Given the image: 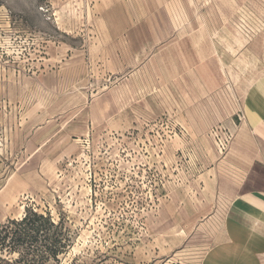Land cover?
<instances>
[{"label": "rangeland", "instance_id": "374dc122", "mask_svg": "<svg viewBox=\"0 0 264 264\" xmlns=\"http://www.w3.org/2000/svg\"><path fill=\"white\" fill-rule=\"evenodd\" d=\"M263 39L264 0H0V264L27 214L72 241L27 264H201Z\"/></svg>", "mask_w": 264, "mask_h": 264}, {"label": "crops", "instance_id": "0c3cea01", "mask_svg": "<svg viewBox=\"0 0 264 264\" xmlns=\"http://www.w3.org/2000/svg\"><path fill=\"white\" fill-rule=\"evenodd\" d=\"M259 48L262 54L264 39ZM251 67L249 61L240 74L234 72L245 93L244 121L236 127L233 151L225 159L234 176L220 183L211 180L209 200L198 202L210 217L215 210L218 221L214 244L201 264H264V75L254 80L248 73ZM236 75H241L239 81Z\"/></svg>", "mask_w": 264, "mask_h": 264}, {"label": "trees", "instance_id": "16d2710c", "mask_svg": "<svg viewBox=\"0 0 264 264\" xmlns=\"http://www.w3.org/2000/svg\"><path fill=\"white\" fill-rule=\"evenodd\" d=\"M12 223L15 228L13 229V248L23 252L24 257L27 258H24L25 264L29 261V254L34 245L39 242L45 244L44 248L48 256L56 260L59 255L67 252L72 244L69 231L62 227V222L55 224L50 215L27 214L23 220ZM8 229L9 225L2 228L0 239L6 232L8 234Z\"/></svg>", "mask_w": 264, "mask_h": 264}, {"label": "built area", "instance_id": "2783aa9c", "mask_svg": "<svg viewBox=\"0 0 264 264\" xmlns=\"http://www.w3.org/2000/svg\"><path fill=\"white\" fill-rule=\"evenodd\" d=\"M232 138V135L230 133H224V137L220 141V149L221 152H225L227 150V145L229 144L230 140Z\"/></svg>", "mask_w": 264, "mask_h": 264}, {"label": "bare ground", "instance_id": "6f19581e", "mask_svg": "<svg viewBox=\"0 0 264 264\" xmlns=\"http://www.w3.org/2000/svg\"><path fill=\"white\" fill-rule=\"evenodd\" d=\"M239 76V75H238ZM238 76L236 75V78H238ZM239 78H240V76H239ZM238 80V79H237Z\"/></svg>", "mask_w": 264, "mask_h": 264}]
</instances>
